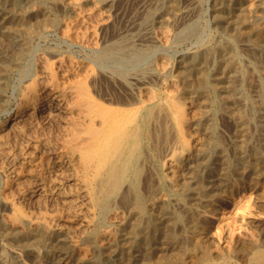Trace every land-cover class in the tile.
Wrapping results in <instances>:
<instances>
[{
    "label": "rangeland",
    "instance_id": "1",
    "mask_svg": "<svg viewBox=\"0 0 264 264\" xmlns=\"http://www.w3.org/2000/svg\"><path fill=\"white\" fill-rule=\"evenodd\" d=\"M64 1L69 3V5H68V7L66 9L62 10L59 7H56L52 3V0H0V15H1L0 16V22H1L3 17H12L13 21H11L10 23H5L4 26L10 27V29L13 32L14 37H15V40H14V38L11 40L10 37H8L6 34L5 35H3V34L1 35L0 34V49L2 48V50L0 51V54L3 55V56L0 55V68H1L0 69V94H1L0 95V110H1L0 111V118H1L0 119V128H1L0 129L1 130L0 133L2 131H5L6 129L9 130L7 132L9 134V142L11 141L10 143L8 142L6 144L7 146L6 145H3V146L0 145V149H1L0 155L2 156V154H5V155L7 154L6 155L7 158L5 157V155H3L2 157L0 156L3 159V160L0 159V164H1L0 165V186H1L0 187V196H1L0 197V207L2 206L0 208V216L3 213L10 212L9 209L4 206L3 201H2V198L4 197V194H3L4 193V189H5L4 188L5 187L4 181L7 178L6 176L14 177L15 174H16L15 172H17V169H19L20 167L23 166V168L25 170L23 168H20V170H18V173H20L21 175L25 176L26 179L28 178L26 180L27 182L25 183V185H26V184L29 183V181H33V176H34V173H35V175L39 176L42 179V181H43V182L39 181L41 184L38 186V189H37V185H34V181H33V185H34V187L32 185L33 190L37 189L35 191V193H34L35 196L33 198L30 197L31 196L30 194H32L30 189L32 187H30L29 184L27 186H24V184H23L22 186H24V187H22V186L17 187L16 186V188H13V189H16V190H14V192H15L14 194L10 193V195H9V197H11L10 199L14 200L17 203L21 202L19 204H22L21 206L23 208H26L27 212L29 211V213H31L32 215L34 213L35 215H33V216L42 217L46 221H49V223L51 225H54V224L57 225L58 224V226L60 228H62V230L64 229L63 231L67 233V238L66 239L63 238L64 240H62V242H59V243L54 244V245L49 244V245L46 246L47 253L44 251L43 252L44 254L43 253L41 254L40 259H39V264H47V262H49L50 264H58V263L59 264H65V263L68 264L69 262H70L69 264H76L75 255L79 251V249H78L79 248L78 240L83 235V230L86 228L88 223H90L94 218H97L96 212H94L92 210V207H90V204H89V200L85 196V188L83 186L84 184H82V183H85L84 182L85 178L83 176V173H84L83 164L84 163L82 161L83 160V155H82L83 154V150L81 148L83 147L82 144L84 143L83 139H85V137L89 136V130H88V127H89L88 125L89 124H88V122H90L92 120V122L95 123L93 125L99 128V127H101V121H102V119L100 118V116L98 114H95V113L94 114H92V113L90 114V112L87 111L89 107H87L85 109V107H86L85 105H87L88 96L91 97V98L96 96L94 98L96 100L95 102L99 101V104H101L100 105L101 109H103L105 107L106 108H120L119 104L117 103L118 102L117 100H125L126 97H127V99H129L131 97V95H128V93L132 94L133 92H135L136 94L139 95V97L141 98V101L143 100L142 101L143 103L141 101H140L141 103L140 102L137 103L138 106H141V107L142 106H146V105H148L151 102V100H154L156 98L155 100L157 102V106L160 105L159 107L162 110L163 109L165 110L166 107H167L166 106V99L174 97L175 100L180 104L179 114L182 115L181 116L182 118L180 119L181 122L177 121V120L173 119L171 116L165 115V114L162 115V116L165 115L163 118L161 116L157 115V117H155L151 121L152 123L150 122L151 123L150 124V131H151V133L154 132V131L155 132L152 133L150 139L144 143L143 148H142V154H141L140 161H139L140 165L142 166V169H143V172L141 174V187H142V190L143 191L146 190L145 192H147V190L149 189V187H148L149 185L148 184H150L151 186L154 184L151 188H152V190H154V192H158V190L161 188L159 186V178L160 177L163 178V182L167 185L169 190H177V191L178 190H182V188L180 187L181 184L185 185L187 190L185 189L183 191L184 192L186 191L184 193L186 196H188V193H192L195 196H200V200L197 199L198 202L196 201V203H194V205L197 207V209H199V211H201V210H203L202 208L205 207L204 209L207 208L209 210V211L206 212V214L205 213L204 214L201 213V215H204V217L202 216L203 218L202 217L199 218L201 223L206 224V226L208 225L206 227V229H205V232H206L205 235H207V236H206V239H205L203 245L204 246H209L208 249L210 251H212V252H220V251H222L223 248L226 249V247H228V245H229V241L231 240L232 235H234L232 230L237 226L238 218L242 214L241 208L245 209L246 211L249 210V206H248L249 193H248V190L246 189L245 191H243L239 195H236V192H235L236 187H237V182H236L235 179H236L237 171H239L238 168H237V165H239L238 164L239 159H240V157H244L245 160L249 161L250 160L251 149L253 148V146L256 145L257 143H259L260 141L261 142L263 141L261 139L262 138L261 137L262 136L261 132H263V128H264V114L262 112H257L256 113L257 115L253 116L252 113H251V109L253 107V103L256 104L255 100L253 99V92H254L255 86L257 85V83L259 84L264 79V74H263L264 73V62H263L264 61V48L259 46L257 43L254 42V40L251 37L250 32H247L246 30H244V29H247V27L250 24H253L254 22H255L254 24H259L261 22L262 16H264L263 1L262 0H171V1L170 0H118V1L117 0H83V1H85L84 5H83V1L82 0H75V2H74V0H69V1L68 0H64ZM249 1L251 2V4H249L250 3ZM96 3H99V4H96ZM89 5H91V6L89 7ZM95 5H97V6H95ZM53 6H55L54 9H53ZM85 7H87V8H85ZM95 10L98 11V14H97V12ZM109 10H110V12H109ZM40 11H42V12H40ZM68 11H70V12H68ZM244 11L247 12V17H248L247 20L250 19L247 22L240 21V18L242 17ZM249 11L251 13H249ZM58 13H60V14H58ZM91 13H92V15H91ZM258 13H260L259 14L260 17L257 16ZM86 14H88V15H86ZM46 15H47V19H48L47 22L45 20H43L44 18H46ZM93 16H96L97 17L96 19H99V20L97 21L95 19V17H93ZM171 16H172L173 19L171 18ZM176 16H178L179 18L176 17ZM212 16H214V17H212ZM27 17H29V18H27ZM58 17H60V18H58ZM91 17H93V18H91ZM15 18L17 20H15ZM100 18L101 19L103 18V20H101ZM188 18H190V19H188ZM94 19H95V21H94ZM177 19H178V21H177ZM7 20L9 21V18ZM23 20L29 22V24H32V28H34V29H31L29 32H27L26 29H23V27H24V26H22ZM50 20H51V22H50ZM72 20H75V21H72ZM31 21H32V23H31ZM171 21L173 23H171ZM79 22L80 23L82 22L83 24L84 23L85 24L83 25V24H80ZM64 23L70 29H68L67 27L65 29ZM175 23L177 25H175ZM51 24H53L54 26L53 25L50 26ZM74 24L77 25V26H75ZM189 24H190V26H189ZM191 24H193V25H191ZM89 25L92 27V29H91V27ZM69 26H71V27H69ZM82 26H85V29H83L84 27H82ZM95 26H96L97 29L95 28ZM115 26H116V28H115ZM184 26H185V29H184ZM36 27H38V28H36ZM45 27H47V28H45ZM49 27H51V28H49ZM74 27L75 28L78 27L80 30L78 28L75 29ZM98 27H99V29H98ZM187 27H189V28H187ZM207 27L208 28L210 27L209 30H208ZM87 28L89 30L88 32L86 30ZM60 30L64 34L59 33V32H61ZM75 30H76L77 34L74 33ZM84 30H85V33H84ZM180 30H182V31H180ZM233 30L236 31V32H234ZM38 31H39V33H38ZM46 31H48V32H46ZM239 31H243V32H239ZM93 32H94V34H93ZM153 33H156V34H153ZM205 33H207V34H205ZM213 33H214V35H213ZM31 34H33V35H31ZM41 34H42V37H41ZM85 34L87 35V37H86ZM144 34L147 35V36H145ZM78 35H79V37H78ZM81 35L83 36L84 39H82ZM89 35L92 36V38ZM111 35H112V37H111ZM113 35H114V37H113ZM177 35H179V36H177ZM180 35L181 36L183 35V36L181 37ZM230 35H232V36H230ZM103 36L106 37L107 39L104 38ZM3 37H5V38H3ZM93 37H95V38H93ZM120 37L122 39H120ZM144 37L145 38L147 37V38L145 39ZM159 37H160V39H159ZM174 37H176V38H174ZM73 38L75 39L74 40L75 42L73 41ZM80 38L83 41H85L86 43H82L83 41L82 40L80 41ZM97 38H98V40H97ZM100 38H102V39H100ZM229 38H230V40H229ZM87 40H89V41H87ZM103 40H104V42H103ZM120 40L123 41V44H125V45H123ZM12 41H13V43H12ZM117 41H119V42H117ZM88 42L90 44H92V45H88L89 44ZM153 42H155V43H153ZM198 42H199V44H198ZM203 42H205V43L207 42L208 44L204 43L205 44L204 45ZM78 43H79V45H78ZM134 43H135V45H133ZM12 44L14 45L13 47H12ZM93 44L94 45L96 44V45L93 46ZM100 44H102V45H100ZM40 45H42V46H40ZM46 45H47V47H46ZM87 45H88L89 48L87 47ZM202 45H204V46H202ZM26 46H27V48H26ZM105 46L108 47L107 50H106ZM118 46H119V48H118ZM134 46H137V48L139 47L140 49L138 48V50H137L136 47H134ZM33 47H34V49H33ZM91 47H93V48L91 49ZM167 47H169V48H167ZM207 47H209V51H208ZM110 48H112V49H110ZM157 48H158V50H157ZM224 48H226V49H224ZM19 49H20V51H19ZM135 49H136V51H135ZM232 49L237 50V52L239 54V56H238L239 59L237 58V62H236V70H234V72H232L230 67H227L226 63L224 62V60H225L224 59V55L229 53ZM111 50H113V51H111ZM129 50H131V52ZM140 51H141V53H140ZM40 52H41V54H40ZM129 52L132 55L131 54L129 55ZM156 52H157V54H156ZM210 52H212V56H211V54H209ZM42 53H43V55H42ZM48 53H49V55H48ZM62 53H63V55H62ZM151 53H152V56H150ZM50 54H52L53 56L50 55ZM125 54H128V55H125ZM260 54H262L263 56L260 55ZM157 55L159 57H157ZM204 55H207V58L201 64V66L206 71V73H207V75L209 77L210 83H211L210 84V88H209V93L206 96H203V95H201V93H199L198 86H197L196 74L188 73V69H189L191 61L193 59H196V60L201 59ZM49 56H50V58H49ZM209 56L211 58H209ZM33 57L36 58L35 60H37L36 62L38 64L35 67H33V63H32V61L33 62L35 61ZM66 57H67V59H66ZM14 58H16V60ZM28 58H29V60H28ZM74 58H76V59H74ZM170 58H172V59H170ZM48 59L49 60L51 59V60L49 61ZM103 59H104V61H103ZM113 59H115V60H113ZM109 60H111V62ZM42 61H45V62H42ZM71 61H72V63L70 64L69 62H71ZM260 61H262V62H260ZM51 62H52V64H51ZM130 62H132V63H130ZM135 62H137V63H135ZM146 62H147V64H146ZM7 63H9V64H7ZM68 63H69V65L71 67H69ZM153 63H155V64H153ZM43 64H45V67H46L45 69H44V65ZM77 64H79L80 67H79V65L77 66ZM84 64H85V66H88V68L85 67ZM108 64L110 65V67H109ZM152 64H153V66H150ZM58 65L61 66V67H59ZM73 65H76V66H73ZM205 65H206V67H205ZM125 66H126V68H125ZM42 67H43L44 70H42ZM64 67H66L65 68V69H67L66 71H64L65 70ZM149 67L152 68V71H151V69ZM166 67H167V69H166ZM40 68H41V70H40ZM80 68H81V71L83 70L82 72L80 71ZM93 68L94 69L96 68L97 71H95L96 69L94 70ZM128 68H130V70ZM139 69H141V70H139ZM148 69H150V70H148ZM156 69H158V70H156ZM84 70H86L87 72L84 71ZM144 70H145V72H144ZM211 70H212V72H211ZM252 70H254V71H252ZM3 71H5V72L3 73ZM40 71L41 72L44 71V74H43V72L41 73ZM60 71H62V73H60ZM93 71L95 73H93ZM140 71H141V74H139ZM180 71H181V73H179ZM235 71H236V73H235ZM255 71H257V72H255ZM29 72L34 73V74L37 73V74H35L37 76L34 75L33 78L35 77L38 80L40 79L39 82H42L39 85L40 88H38V90H37V95L39 97L44 96L47 93H49L48 97H50V96L55 97L54 94L55 95H61V97H60V98H62V100H61L62 102L61 103H63L66 107L62 104L63 107H65L64 109L61 106L62 109H60V111L51 112L50 108H48L49 104H47L45 106V109L41 108V109H35V110L33 109L32 110V107L34 106V103H36L35 99L30 100L28 105L22 104L23 102H21V100L23 98L22 94H23L24 87L31 80V78L25 77V76H27L29 74ZM38 72H39V74H38ZM116 72L119 73V74L116 75ZM154 72H155L156 75L154 74ZM77 73H78V75H76ZM164 73H166V74H164ZM7 74H9V75H7ZM58 74L61 75V76H59ZM74 74L77 77H74ZM220 74H223L225 76V78H226V84L225 85L232 83L236 88H238L241 91L242 94L239 95L238 97L237 96L233 97V96H230V94H229L230 90L228 91L227 89H223V88L220 89L218 87L217 88L214 87L212 83H213V81H215L217 79V77ZM262 74H263V76H262ZM46 75H47V77H46ZM71 75H73L74 79L71 77ZM110 75H112L113 77L115 76V77L111 80ZM162 75L163 76L165 75V76L163 77ZM105 77H106V79H105ZM82 78H85L87 83L85 81H84L85 83L82 82V80H84ZM115 78H116V80H115ZM42 79H44V80H42ZM79 80L82 82V83H80L81 85H79V83H77V82H79ZM108 80H110V81H108ZM165 80H167L168 82H166ZM116 81L117 82L120 81V83H117ZM134 81H136L137 83L134 82ZM128 82H130V84L132 83V85L128 84ZM46 83H48V85ZM75 83H77L78 85L76 84L77 85L76 86ZM157 83L160 84V85H158ZM87 84H88V86H87ZM111 84H112V87H111ZM155 84H156V87H155ZM44 85H45V87H44ZM171 85L175 89H172L170 87ZM149 86H151V88L153 90ZM76 87H77L78 90L76 89ZM81 87L87 88V89H83ZM143 87H144V89H143ZM133 88H135L137 91L135 89H133ZM146 88H147V90H146ZM81 89L84 90V92ZM162 89L164 90V92H163ZM218 89L220 91H218ZM173 90H175V91L172 92ZM81 91L85 94L83 99H81L82 97L80 98ZM94 91H97V92L94 93ZM103 91H105V93ZM144 91H145V93H144ZM59 92L60 93L62 92V93L60 94ZM121 92H124V93H121ZM194 93H195V95H194ZM40 94H41V96H40ZM161 94H164V95H161ZM19 95H21V96H19ZM75 95H77V96H75ZM108 96H109L110 99L108 98ZM141 96H143V98ZM71 97H72L73 100L70 99ZM201 98H203V99H201ZM182 101H184V102H182ZM5 103H6V105H5ZM187 103L189 105H187ZM232 103L234 104V106H233ZM2 104H3V106H2ZM15 104H16V106H15ZM100 106H99V108H100ZM81 107H82V109H81ZM125 108H127V107H125ZM195 109H197V110H195ZM19 110L22 111V113H23V115L25 117H27V116L30 117V115H31V122L29 124H27L26 126H22L24 124H22L23 122L21 120H19V118L14 119V115ZM80 110H83V111H80ZM226 110H230L231 112L230 111H226ZM236 110H237V112H236ZM32 111H34V112H32ZM48 111H50V112H48ZM241 111L244 112V119L246 117L245 120L241 118V115L239 113ZM189 112H190L191 115L189 114ZM200 112H201V114H199ZM30 113H32V114H30ZM73 113H76V114H73ZM79 113H81V114H79ZM225 113L227 114V118H226V114ZM50 115H52V116H50ZM81 115H85V116H81ZM189 115L191 116V119H190ZM213 115L216 116V117L214 118ZM78 116L80 118H78ZM97 116H99V118ZM39 117H42V118H39ZM49 117L51 118L50 120L48 119ZM75 117H76V120L75 119L73 120V118H75ZM233 117H234V119H233ZM257 117H258V119H257ZM52 118H54L55 121L54 120L52 121ZM70 118L72 119V121H71ZM212 118H214V120L216 121L215 122L216 128H217L216 132H217L218 136L220 137L221 143H222V144L220 143L221 145L219 144L218 146H214L213 145L212 137H211V135H209L210 132H209L208 129H206L207 128L206 127L207 123ZM223 118H225V119H223ZM89 119H91V120H89ZM37 120H38V122H37ZM43 120L46 121V122H43ZM47 121H48V124L50 126L47 124ZM75 121H77V122H75ZM81 121H82V123H83V121L84 122L86 121L85 122L86 124L85 123L82 124ZM163 121H164V123L162 125ZM11 122H13L14 124L11 123ZM60 122H61L62 126H61ZM71 122H73V124ZM78 122H80V123H78ZM63 123H65V125ZM156 123H157V126H156ZM31 124H34V126L31 125ZM37 124H39V125H37ZM46 124L49 127L45 126ZM66 124L69 125V126H67ZM84 125H86V127ZM57 126H60L61 128L57 127ZM65 126H67L68 128L65 127ZM45 127H47V128H45ZM80 127H81V129H80ZM169 127L170 128L172 127V128L170 129ZM18 128H20L22 130V132H24L23 134H26L27 132H28V134H26L25 136L17 135L16 132H17ZM24 128H25V130H23ZM32 128L34 129V131H33ZM151 128H153V129H151ZM14 129H16V130H14ZM36 129H37V131H36ZM48 129H49V131L50 130L51 131L48 132ZM61 129L64 132H66V133L61 131ZM179 129H181V131L183 132L181 135L178 134ZM79 130H80V132L78 133ZM85 130H87L88 132L85 131ZM156 130H157V132H156ZM168 130L169 131L172 130L171 131L172 133H170ZM173 130H174V132H173ZM11 131H12V133L10 135L9 132H11ZM29 131H32V132H29ZM57 131H59V132H57ZM43 132H45V133H43ZM47 132L49 134H47ZM68 132H69V136H68ZM70 132L71 133L73 132V133L71 134ZM32 133H34V134H32ZM40 133L43 134L45 136V138H47V139L45 140L43 135H41ZM51 133L56 134L55 137H53L54 135L51 134ZM75 133H77L80 136V138H83V139H81L83 141V143H82L81 140L75 139V135H74ZM13 134L16 135V136H14ZM29 134H30L31 138L30 137H26ZM169 134L172 135L173 137L172 136L170 137ZM194 134L196 136H194ZM33 135L35 137H33ZM153 136L155 137V139H153L154 138ZM72 137L74 138V140L72 139ZM19 138L20 139L21 138H25V139H21L20 140ZM39 138H40V140H38ZM12 139L13 140L15 139V140L13 141ZM27 139H30L31 141L27 140ZM41 139H44V140H41ZM56 139H59V140H56ZM25 140H26L27 143L25 142ZM150 140H152V141H150ZM12 141H13V143H12ZM16 141L18 143H20L21 141L22 142L19 145ZM32 141H34V142H32ZM48 141H49V143H48ZM154 141L156 142V145H155ZM175 141H177V142L179 141V145L180 146ZM29 142H30V144H28ZM67 142H68V144H67ZM37 143L39 144V147H37L38 146ZM170 143H171V145H168ZM9 144H11V145L8 146ZM147 144H149L150 147ZM152 144H154V145H152ZM197 144H199V145H197ZM15 145H17V146H15ZM34 145L37 148H34ZM54 145H56V146L51 148V146H54ZM200 145H201V147H200ZM20 146H22L24 149L21 148ZM57 146H60V147H57ZM147 146H148V148H147ZM163 146H164V149H163ZM170 146L172 148L174 147L175 149L173 148V150H171L172 148ZM175 146H177V147H175ZM222 146L225 147V148H222ZM4 147H6V148H4ZM19 148L23 150V151L21 150V153H20V149ZM30 148L32 149V152L34 151L33 153L30 151ZM42 148H44V149H42ZM56 148H57V150H55ZM153 148H154V151H153ZM5 149H7V152H6ZM12 149H16V150L13 151ZM167 149H168V151H167ZM45 150H46V152H45ZM29 151L32 154H30ZM79 151H81L80 152V153H82L81 155H79ZM166 151L169 152V153H167ZM195 151H196V153H195ZM4 152H6V153H4ZM145 152H146V154H145ZM164 152H166L165 153L166 156H165ZM205 152H209V155L208 154L204 155ZM27 153H28V155H27ZM162 153H163V156H162ZM38 154H40L41 156L38 155ZM147 154H150V155L147 156ZM157 154H158V156H156ZM188 154H190V155H188ZM12 155L14 157H12ZM37 155H38V158H37ZM76 155H79V157L78 156L76 157ZM61 156H62V158H61ZM15 157L16 158L18 157V158L16 159ZM158 157H160V158L157 160L156 158H158ZM12 158H13V162L14 163L12 161L10 162V160H12ZM19 158L21 159V161H20ZM36 158H37V160H40V161H35ZM54 158H56V159H54ZM162 158H164V159H162ZM160 159H162V160L160 161ZM202 159H204V160H202ZM45 160H47V161H45ZM76 160H78V161H76ZM180 160H182V161H180ZM30 161H32V163ZM33 161L35 163H33ZM58 161H59V163H58ZM201 161H202V163H200ZM1 162H3L4 164L1 163ZM6 162L7 163L10 162L11 165H9L10 163H8L6 165ZM37 162L40 165H37L38 164ZM46 162H48V163H46ZM78 162H80V163L78 164ZM193 162H194V164H193ZM171 163L174 164V167L172 166L173 164H171ZM28 164L31 165V166H29ZM206 164H207V166H206ZM150 165H152V166H150ZM156 165H158V166H156ZM37 166H39L41 168H39ZM154 166H156L158 168L156 169V167H154ZM57 167H60V168H57ZM66 167H68V168L66 169ZM7 168H8V170H7ZM33 168H35V169H33ZM10 169H12V170H10ZM28 170H29V172H28ZM39 170H41L40 173H39ZM61 170H63V171H61ZM78 170H80V172H76ZM155 171H157L158 173L155 172ZM174 171H176V172H174ZM12 172H13V174L11 175ZM24 172H25V174H24ZM50 172H51V174H49ZM58 172H59V174H58ZM215 172H216L217 175L215 174ZM7 173L10 174L11 176L7 175ZM27 174H29V175H27ZM187 174L188 175L190 174V175L188 176ZM63 175L64 176L66 175V176L64 177ZM152 175H154V176H152ZM168 175H169V177H168ZM50 176H52V178ZM217 176H218V178H216ZM181 177L184 178V179H182ZM30 178H31V180H29ZM185 178H187V179L185 180ZM225 178L227 180H225ZM45 180L47 181V183H46ZM154 180L156 181V183H155ZM62 181L64 182V184H63ZM199 182H201V184H203L205 186V188L201 189L200 187H197ZM71 183L74 184V185H72ZM50 184H52V185H50ZM41 185H42V187H41ZM46 185H47V187H46ZM65 185H67V186H65ZM70 185H72L71 186L72 188L74 186L75 190L74 189L70 190L71 189ZM77 185L80 186V187H78ZM35 186H36V188H35ZM229 186H231V187H229ZM17 188L18 189L19 188L22 189V190L19 189L20 194H19ZM51 188L54 190V192H53V190ZM23 189H26V190L24 191ZM40 189H42V190H40ZM200 189H201V191H199ZM47 190H48V192L46 193ZM76 190H77V192H76ZM197 190H198V192H197ZM29 191H30V193H29ZM66 191L69 192V193L66 194ZM1 194H3V195H1ZM26 194H28V195H26ZM23 195L25 197L26 196L30 197L33 200H31L29 198L26 201L27 197L24 198ZM223 195H225V196H223ZM212 196H213V198H212ZM71 197H73V198H71ZM78 197H80V198H78ZM206 198H207V200H206ZM68 199H71L73 202L72 201L70 202ZM41 200L43 202H41ZM224 200H226V201H224ZM33 201H34V203H33ZM79 201H81L80 204H79ZM27 202H30V203L27 204ZM214 202H215V204H214ZM31 203H33V204L31 205ZM67 203H69V205ZM81 203H82V205H81ZM198 203H199V205H198ZM36 204L37 205L39 204L38 205L39 207ZM30 205H31V207H30ZM41 205H42V207H41ZM65 205H66V207H68V206L69 207L72 206V207L66 209V207H64ZM115 205L118 206L117 209H119L118 211H120L121 207H119V199L117 200ZM33 207H35L34 210H33ZM40 207H41V209H40ZM62 207H64V208L61 209ZM83 207H85V208H83ZM31 208H32V210H30ZM89 208H91L90 209L91 211L89 210ZM37 209H38V212H40L39 214H38V212H36ZM47 209H48V211H47ZM69 209H71L72 211L71 210H70L71 212L68 211ZM78 209H79V212H77ZM84 209H85V211H83ZM214 209L215 210L217 209L216 212H215ZM49 210H53L50 213V215L47 214L49 212ZM56 210H58V212ZM211 210H212V212H211ZM55 213H57V214H55ZM83 214L84 215L86 214V215L84 216ZM78 215H80V216H78ZM90 215H92V216H90ZM82 216H84V217H82ZM84 218H86V219H84ZM49 219H51V220H49ZM90 219H92V220H90ZM54 220L56 222H54ZM60 222H61V224H60ZM64 224H66V225H64ZM68 227H70L71 229L68 228ZM208 227H209V230H208ZM210 228H211V230H210ZM66 229H68V230H66ZM242 230L245 233V230L241 229V231ZM67 231H69V232H67ZM73 231H74V233H72ZM79 231H80V234H79ZM238 231H240V230H237L236 232H238ZM114 234L118 235L117 231L114 232ZM70 238H72V239H70ZM0 240H2L1 236H0ZM71 240H74V241H71ZM26 242L27 243L29 242L30 244H34L35 243V239L31 238V239L27 240ZM60 243H61V246H60ZM207 243H209V244H207ZM104 244H105V241L100 243V245H102V247H103ZM82 246H80L81 247V252L80 253L82 254L81 256L83 257V260L85 261V263L88 262L87 264H107V263L108 264H113V261H112L113 259L109 258V256H108L109 254L108 253H104L103 254V252H101L100 257L98 259H94V258H92V251L90 250V247H91L90 243H88L87 247H84V246H86V244H84ZM57 247H59V248H57ZM85 248H87V249H85ZM60 250H61V252H60ZM193 251L194 250L191 249L190 246H189V248L186 247V252L185 253L187 255L184 253V259L187 262H192L193 261L194 256L196 255V252H193ZM189 252H191V253H189ZM68 254H69V256H68ZM199 254H200V252H199ZM54 256H55V258H54ZM67 259H69V260H67Z\"/></svg>",
    "mask_w": 264,
    "mask_h": 264
},
{
    "label": "bare ground",
    "instance_id": "2",
    "mask_svg": "<svg viewBox=\"0 0 264 264\" xmlns=\"http://www.w3.org/2000/svg\"><path fill=\"white\" fill-rule=\"evenodd\" d=\"M69 1V0H68ZM83 1V0H82ZM118 1V0H117ZM171 1V0H170ZM263 1V11H264V0ZM49 2V1H48ZM73 2V1H72ZM75 2V0H74ZM83 1V5H84ZM98 2V1H97ZM101 2V1H100ZM195 2V1H194ZM208 2V1H207ZM250 2V1H249ZM45 3V2H44ZM47 3V2H46ZM51 3V2H50ZM52 3L56 6L59 7L60 9H66L69 5V3L65 2L64 0H52ZM179 3V2H178ZM182 3V2H181ZM185 3V2H184ZM254 3V2H253ZM28 4V3H27ZM38 4V3H37ZM77 4V3H76ZM92 4V3H91ZM95 4V3H94ZM99 4V3H96ZM116 4V3H115ZM176 4V3H175ZM210 4V3H209ZM229 4V3H228ZM251 4V2L249 3ZM248 4V5H249ZM255 4V3H254ZM41 5V4H40ZM247 5V6H248ZM33 6V5H32ZM49 6V5H48ZM53 6V9L54 7ZM82 6V5H81ZM86 6V5H85ZM91 5H89L90 7ZM97 6V5H95ZM94 6V7H95ZM112 6V5H111ZM117 6V5H116ZM239 6V5H238ZM246 6V5H245ZM250 6V5H249ZM252 6V5H251ZM262 6V5H261ZM88 7V8H89ZM177 7V6H176ZM184 7V6H183ZM244 7V6H243ZM34 8V7H33ZM38 8V7H37ZM87 8V7H85ZM35 9V8H34ZM79 9V8H78ZM109 9V8H108ZM111 9V8H110ZM166 9V8H165ZM174 9V8H173ZM5 10V9H4ZM7 10V9H6ZM32 10V9H31ZM99 10V9H98ZM112 10V9H111ZM183 10V9H182ZM186 10V9H185ZM8 11V10H7ZM89 11V10H88ZM96 11V10H95ZM94 11V12H95ZM116 11V10H115ZM14 12V11H13ZM42 12V11H40ZM70 12V11H68ZM83 12V11H82ZM86 12V11H85ZM93 12V13H94ZM98 14V11H96ZM110 12V10H109ZM181 12V11H180ZM186 12V11H185ZM191 12V11H190ZM208 12V11H207ZM3 13V12H2ZM27 13V12H26ZM49 13V12H48ZM64 13V12H63ZM89 13V12H88ZM169 13V12H168ZM218 13V12H217ZM237 13V12H236ZM249 13H251L249 11ZM16 14V13H15ZM18 14V13H17ZM57 14V13H56ZM60 14V13H58ZM69 14V13H68ZM74 14V13H73ZM90 14V13H89ZM95 14V13H94ZM211 14V13H210ZM239 14V13H238ZM255 14V13H254ZM260 13H258L257 16H259ZM262 14V13H261ZM8 15V14H7ZM32 15V14H31ZM42 15V14H41ZM78 15V14H77ZM88 15V14H86ZM85 15V16H86ZM92 15V13H91ZM170 15V14H169ZM172 15V14H171ZM184 15V14H183ZM215 15V14H214ZM227 15V14H226ZM256 15V14H255ZM1 16V15H0ZM26 16V15H25ZM61 16V15H60ZM66 16V15H65ZM64 16V17H65ZM71 16V15H70ZM76 16V15H75ZM180 16V15H179ZM186 16V15H185ZM37 17V16H36ZM50 17V16H49ZM72 17V16H71ZM89 17V16H88ZM95 19L97 18L96 16ZM91 17V18H93ZM102 17V16H101ZM108 17V16H107ZM106 17V18H107ZM175 17V16H174ZM178 17V16H176ZM214 17V16H212ZM211 17V18H212ZM260 17V16H259ZM9 18V21L7 20ZM21 18V17H20ZM29 18V17H27ZM60 18V17H58ZM62 18V17H61ZM74 18V17H73ZM76 18V17H75ZM82 18V17H81ZM172 18V16H171ZM179 18V17H178ZM247 12L244 11L242 17L240 18V21H245L247 22ZM26 19V18H25ZM63 19V18H62ZM94 19V21H95ZM101 19V18H100ZM105 19V18H104ZM173 19V18H172ZM190 19V18H188ZM187 19V20H188ZM260 19V18H259ZM15 20H17L15 18ZM34 20V19H33ZM40 20V19H39ZM43 20H45L46 22L48 21L47 19V15L46 18H44ZM61 20V19H60ZM91 20V19H90ZM97 21L99 19H96ZM103 20V18L101 19ZM211 20V19H210ZM11 21H13L12 17H3L1 22H0V34L2 35H7L8 37H10V39L12 40L14 37L13 32L11 31L10 27H6L4 26L5 23H10ZM21 21V20H20ZM62 21V20H61ZM75 21V20H72ZM93 21V20H92ZM174 21V20H173ZM178 21V19H177ZM209 21V20H208ZM252 21V20H251ZM15 22V21H14ZM44 22V21H43ZM51 22V20H50ZM57 22V21H56ZM65 22V21H64ZM69 22V21H68ZM175 22V21H174ZM32 23V21H31ZM58 23V22H57ZM63 23V22H62ZM66 23V22H65ZM65 25V29H66V24ZM80 23V22H79ZM171 23H173L171 21ZM235 23V22H234ZM252 23V22H251ZM255 23V22H254ZM250 24L246 30L247 32H250L252 39L254 40L255 43H257L259 46L264 48V16H262L261 22L259 24ZM45 24V23H44ZM80 24H83L82 22ZM85 24V23H84ZM83 24V25H84ZM87 24V23H86ZM100 24V23H99ZM180 24V23H179ZM221 24V23H220ZM224 24V23H223ZM53 24H51L50 26H52ZM58 25V24H57ZM75 25V24H74ZM79 25V24H78ZM92 25V24H91ZM98 25V24H97ZM96 25V26H97ZM101 25V24H100ZM110 25V24H109ZM175 25H177L175 23ZM188 25V24H187ZM193 25V24H191ZM216 25V24H215ZM22 26L23 29H26L27 32H29L32 28V24H29V22L24 21L22 22ZM37 26V25H36ZM54 26V25H53ZM77 26V25H75ZM81 26V25H80ZM87 26V25H86ZM90 26V25H89ZM95 26V28H96ZM180 26V25H179ZM190 26V24H189ZM226 26V25H225ZM34 27V26H33ZM44 27V26H43ZM71 27V26H69ZM79 27V26H78ZM77 27V28H78ZM83 29H85V26ZM91 27V26H90ZM113 27V26H112ZM175 27V26H174ZM223 27V26H222ZM235 27V26H234ZM38 28V27H36ZM47 28V27H45ZM51 28V27H49ZM48 28V29H49ZM57 28V27H56ZM63 28V27H62ZM68 28V27H67ZM75 28V27H74ZM75 28V29H77ZM80 28V27H79ZM78 28V29H79ZM101 28V27H100ZM116 28V26H115ZM189 28V27H187ZM192 28V27H191ZM208 28V27H207ZM210 28V27H209ZM208 28V30H209ZM233 28V27H232ZM70 29V28H68ZM81 29V28H80ZM79 29V30H80ZM82 29V30H83ZM90 29V28H89ZM92 29V27H91ZM97 29V28H96ZM99 29V27H98ZM113 29V28H112ZM185 29V26H184ZM230 29V28H229ZM73 30V29H72ZM87 32L89 31L88 28L86 29ZM183 30V29H182ZM180 30V31H182ZM212 30V29H211ZM243 30V29H242ZM19 31V30H18ZM35 31V30H34ZM61 31V30H60ZM68 31V30H67ZM103 31V30H102ZM186 31V30H185ZM229 31V30H228ZM227 31V32H228ZM234 31V30H233ZM21 32V31H20ZM25 32V31H24ZM48 32V31H46ZM54 32V31H53ZM81 32V31H80ZM92 32V31H91ZM117 32V31H116ZM150 32V31H149ZM178 32V31H177ZM176 32V33H177ZM236 32V31H234ZM239 32H243V31H239ZM39 33V31H38ZM41 33V32H40ZM64 34L62 31L59 32ZM76 33V30L74 32ZM85 33V30H84ZM97 33V32H96ZM172 33V32H171ZM45 34V33H44ZM74 34V35H75ZM79 34V33H78ZM90 34V33H89ZM94 34V32H93ZM99 34V33H98ZM103 34V33H102ZM116 34V33H115ZM156 34V33H153ZM173 34V33H172ZM207 34V33H205ZM233 34V33H232ZM248 34V33H247ZM23 35V34H22ZM33 35V34H31ZM70 35V34H69ZM73 35V36H74ZM80 35V34H79ZM78 35V37H79ZM86 35V34H85ZM84 35V36H85ZM91 35V34H90ZM89 35V36H90ZM145 35V34H144ZM184 35V34H183ZM182 35V36H183ZM203 35V34H202ZM214 35V33H213ZM68 36V35H67ZM82 36V35H81ZM95 36V35H94ZM106 36V35H105ZM122 36V35H121ZM124 36V35H123ZM143 36V35H142ZM147 36V35H145ZM153 36V35H152ZM176 36V35H175ZM179 36V35H177ZM181 36V35H180ZM181 36V37H182ZM232 36V35H230ZM7 37V38H8ZM21 37V36H20ZM42 37V34H41ZM60 37V36H59ZM63 37V36H62ZM69 37V36H68ZM76 37V36H75ZM87 37V35H86ZM92 38V36H90ZM89 37V38H90ZM100 37V36H99ZM104 37V36H103ZM108 37V36H107ZM112 37V35H111ZM114 37V35H113ZM119 37V36H118ZM154 37V36H153ZM5 38V37H3ZM31 38V37H30ZM77 38V37H76ZM95 38V37H93ZM106 38V37H104ZM117 38V37H116ZM145 38V37H144ZM147 38V37H146ZM145 38V39H146ZM176 38V37H174ZM210 38V37H209ZM212 38V37H211ZM234 38V37H233ZM82 39L83 36H82ZM80 38V41L82 40ZM86 39V38H85ZM102 39V38H100ZM107 39V38H106ZM109 39V38H108ZM120 39H122L120 37ZM143 39V38H142ZM155 39V38H154ZM160 39V37H159ZM170 39V38H169ZM172 39V38H171ZM185 39V38H184ZM183 39V40H184ZM236 39V38H235ZM7 40V39H6ZM29 40V39H28ZM31 40V39H30ZM75 39L73 38V41ZM79 40V39H78ZM98 40V38H97ZM105 40V39H104ZM103 40V42H104ZM112 40V39H111ZM144 40V39H143ZM157 40V39H156ZM203 40V39H202ZM206 40V39H205ZM204 40V41H205ZM230 40V38H229ZM232 40V39H231ZM39 41V40H38ZM83 41V40H82ZM89 41V40H87ZM91 41V40H90ZM113 41V40H112ZM121 41V40H120ZM177 41V40H176ZM212 41V40H211ZM8 42V41H7ZM68 42V41H67ZM75 42V41H74ZM93 42V41H92ZM119 42V41H117ZM123 44V41H121ZM216 42V41H215ZM13 43V41H12ZM56 43V42H55ZM58 43V42H57ZM69 43V42H68ZM82 43H86L85 41H83ZM89 43V42H88ZM111 43V42H110ZM130 43V42H129ZM133 43V42H132ZM155 43V42H153ZM158 43V42H157ZM205 42H203L204 44ZM207 43V42H206ZM205 43V44H206ZM213 43V42H212ZM53 44V43H52ZM77 44V43H76ZM81 44V43H80ZM121 44V43H120ZM199 44V42H198ZM202 44V43H201ZM204 44V45H205ZM208 44V43H207ZM210 44V43H209ZM57 45V44H56ZM60 45V44H59ZM58 45V46H59ZM75 45V44H74ZM79 45V43H78ZM82 45V44H81ZM88 45H92V44H88ZM87 45V47H88ZM96 45V44H95ZM93 44V46H95ZM102 45V44H100ZM111 45V44H110ZM125 45V44H123ZM129 45V44H128ZM135 45V43L133 44ZM202 45V46H204ZM14 45L12 44V47ZM16 46V45H15ZM20 46V45H19ZM22 46V45H21ZM24 46V45H23ZM39 46V45H38ZM42 46V45H40ZM57 46V47H58ZM61 46V45H60ZM77 46V45H76ZM113 46V45H112ZM111 46V47H112ZM122 46V45H121ZM130 46V45H129ZM47 47V45H46ZM56 47V46H55ZM81 47V46H80ZM100 47V46H99ZM98 47V48H99ZM104 47V46H103ZM106 47V46H105ZM115 47V46H114ZM128 47V46H127ZM136 49L138 50L137 46ZM170 47V46H169ZM167 47V48H169ZM27 48V46H26ZM43 48V47H42ZM89 48V47H88ZM93 47H91L92 49ZM108 47H106L107 50ZM119 48V46H118ZM208 51H209V47ZM215 48V47H214ZM17 49V48H16ZM34 49V47H33ZM39 49V48H38ZM105 49V48H104ZM112 49V48H110ZM127 49V48H126ZM135 49V51H136ZM140 49V48H139ZM164 49V48H163ZM226 49V48H224ZM258 49V48H257ZM2 50V48L0 49V51ZM44 50V49H43ZM52 50V49H51ZM99 50V49H98ZM118 50V49H117ZM120 50V49H119ZM128 50V49H127ZM158 50V48H157ZM203 50V49H202ZM212 50V49H211ZM217 50V49H216ZM20 51V49H19ZM22 51V50H21ZM48 51V50H47ZM73 51V50H72ZM89 51V50H88ZM113 51V50H111ZM131 52V50H129ZM213 51V50H212ZM4 52V51H3ZM56 52V51H55ZM115 52V51H114ZM120 52V51H119ZM129 52V55L131 54ZM155 52V51H154ZM158 52V51H157ZM156 52V54H157ZM163 52V51H162ZM165 52V51H164ZM181 52V51H180ZM224 52V51H223ZM258 52V51H257ZM22 53V52H21ZM52 53V52H51ZM59 53V52H58ZM141 53V51H140ZM196 53V52H195ZM199 53V52H198ZM7 54V53H6ZM41 54V52H40ZM66 54V53H65ZM68 54V53H67ZM118 54V53H117ZM120 54V53H119ZM138 54V53H137ZM154 54V53H153ZM161 54V53H160ZM209 54H211L212 56V52H210ZM1 55V54H0ZM23 55V54H22ZM43 55V53H42ZM49 55V53H48ZM52 55V54H50ZM61 55V54H60ZM63 55V53H62ZM79 55V54H78ZM109 55V54H108ZM114 55V54H113ZM128 55V54H125ZM132 55V54H131ZM150 55V54H149ZM262 55V54H260ZM3 56V55H1ZM10 56V55H9ZM40 56V55H39ZM53 56V55H52ZM74 56V55H73ZM146 56V55H145ZM152 56V53L151 55ZM170 56V55H169ZM219 56V55H218ZM222 56V55H221ZM226 56V57H225ZM239 54L237 52V50L232 49L229 53H227L226 55H224V62L226 63L227 67H230L231 71L234 72V70H236V62H237V58H238ZM263 56V55H262ZM261 56V57H262ZM17 57V56H16ZM22 57V56H21ZM28 57V56H27ZM72 57V56H71ZM81 57V56H80ZM157 57H159L157 55ZM175 57V56H174ZM223 57V56H222ZM19 58V57H18ZM34 60L36 59L35 57H33ZM50 58V56H49ZM54 58V57H53ZM58 58V57H57ZM86 58V57H85ZM103 58V57H102ZM137 58V57H136ZM143 58V57H142ZM148 58V57H147ZM151 58V57H150ZM197 58V57H196ZM207 58V55H204L201 59H193L190 63L189 69H188V73H194L196 74V78H197V86H198V90L199 93H201V95L206 96L209 93V88H210V80L209 77L206 73V71L204 70V68L201 66V64L205 61V59ZM209 58H211L209 56ZM16 60V58H14ZM52 59V58H51ZM50 59V60H51ZM67 59V57H66ZM76 59V58H74ZM87 59V58H86ZM97 59V58H96ZM172 59V58H170ZM176 59V58H175ZM239 59V58H238ZM29 60V58H28ZM45 60V59H44ZM49 60V59H48ZM49 60V61H50ZM69 60V59H68ZM102 60V59H101ZM106 60V59H105ZM115 60V59H113ZM144 60V59H143ZM163 60V59H162ZM209 60V59H208ZM211 60V59H210ZM9 61V60H8ZM18 61V60H17ZM16 61V62H17ZM37 60H35L33 63V67H35L37 64L36 62ZM79 61V60H78ZM104 61V59H103ZM111 62V60H109ZM165 61V60H164ZM163 61V62H164ZM240 61V60H239ZM45 62V61H42ZM53 62V61H52ZM51 62V64H52ZM65 62V61H64ZM125 62V61H124ZM143 62V61H142ZM171 62V61H170ZM222 62V61H221ZM262 62V61H260ZM264 62V61H263ZM66 63V62H65ZM64 63V64H65ZM70 64L72 63L69 62ZM68 63V65H69ZM89 63V62H88ZM106 63V62H105ZM132 63V62H130ZM129 63V64H130ZM137 63V62H135ZM141 63V62H140ZM149 63V62H148ZM210 63V62H209ZM9 64V63H7ZM49 64V63H48ZM83 64V63H82ZM147 64V62H146ZM155 64V63H153ZM150 65V66H153ZM172 64V63H171ZM211 64V63H210ZM44 65V69L45 64ZM79 64H77L78 66ZM109 65V64H108ZM107 65V66H108ZM169 65V64H168ZM184 65V64H183ZM220 65V64H219ZM263 65V64H262ZM20 66V65H19ZM40 66V65H39ZM59 66V65H58ZM76 66V65H73ZM85 66V64H84ZM106 66V65H105ZM127 66V65H126ZM125 66V68H126ZM129 66V65H128ZM204 66V65H203ZM239 66V65H238ZM7 67V66H6ZM10 67V66H9ZM32 67V66H31ZM55 67V66H54ZM57 67V66H56ZM61 67V66H59ZM69 67H71L69 65ZM80 67V65H79ZM88 68V66H85ZM99 67V66H98ZM103 67V66H102ZM110 67V65H109ZM112 67V66H111ZM156 67V66H155ZM206 67V65H205ZM210 67V66H209ZM261 67V66H260ZM24 68V67H23ZM27 68V67H26ZM25 68V69H26ZM58 68V67H57ZM66 67H64L65 69ZM68 68V67H67ZM76 68V67H75ZM117 68V67H116ZM123 68V67H122ZM124 68V69H125ZM135 68V67H134ZM143 68V67H142ZM141 68V69H142ZM150 68V67H149ZM159 68V67H158ZM220 68V67H219ZM224 68V67H223ZM1 69V68H0ZM5 69V68H4ZM22 69V68H21ZM39 69V68H38ZM37 69V70H38ZM42 67V70H44ZM63 69V70H64ZM69 69V68H68ZM72 69V68H71ZM85 69V68H84ZM94 69V68H93ZM92 69V70H93ZM96 69V68H95ZM94 69V70H95ZM130 70V68H128ZM139 69V70H141ZM146 69V68H145ZM152 71V68H150ZM148 69V70H150ZM167 69V67H166ZM170 69V68H169ZM180 69V68H179ZM178 69V70H179ZM256 69V68H255ZM23 70V69H22ZM31 70V69H30ZM41 70V68H40ZM53 70V69H52ZM62 70V69H61ZM67 69H65L64 71H66ZM77 70V69H76ZM79 70V69H78ZM99 70V69H98ZM126 70V69H125ZM124 70V71H125ZM155 70V69H154ZM158 70V69H156ZM163 70V69H162ZM63 71V72H64ZM81 71V68H80ZM83 71V70H82ZM81 71V72H82ZM86 71V70H84ZM97 71V69L95 70ZM127 71V70H126ZM164 71V70H163ZM169 71V70H168ZM254 71V70H252ZM5 71H3L4 73ZM10 72V71H9ZM24 72V71H23ZM37 72V71H36ZM41 72V71H40ZM44 74V71H42ZM41 72V73H42ZM79 72V71H78ZM87 72V71H86ZM105 72V71H104ZM108 72V71H107ZM110 72V71H109ZM118 72V71H117ZM116 72V75L119 74ZM145 72V70H144ZM185 72V71H184ZM212 72V70H211ZM231 72V73H232ZM257 72V71H255ZM15 73V72H14ZM29 72V74L25 77H29L31 78L30 82L27 83L24 87L23 90V98L21 100V102H23L22 104H26L28 105L30 100L35 99L36 103H34V106L32 107V110L34 109H41L44 108L47 104H49V107L51 112H57L60 111L61 106L63 107V103H61L62 98L61 95H55V97H48L49 93L45 94L44 96H40L39 97L37 95V90L40 85L39 80L37 78H33V76L37 73H31ZM40 73V74H41ZM54 73V72H53ZM60 73H62V71H60ZM66 73V72H65ZM64 73V74H65ZM80 73V72H79ZM91 73V72H90ZM93 73H95L93 71ZM112 73V72H111ZM122 73V72H121ZM128 73V72H127ZM148 73V72H147ZM181 73V71L179 72ZM236 73V71H235ZM253 73V72H252ZM16 74V73H15ZM39 74V72H38ZM72 74V73H71ZM81 74V73H80ZM115 74V73H114ZM113 74V75H114ZM125 74V73H124ZM137 74V73H136ZM141 74V71L140 73ZM155 74V72H154ZM166 74V73H164ZM171 74V73H170ZM186 74V73H185ZM229 74V73H228ZM264 74V73H263ZM262 74V76H263ZM9 75V74H7ZM59 75V74H58ZM78 75V73L76 74ZM82 75V74H81ZM102 75V74H101ZM135 75V74H134ZM156 75V74H155ZM160 75V74H159ZM168 75V74H167ZM175 75V74H174ZM178 75V74H177ZM176 75V76H177ZM210 75V74H209ZM250 75V74H249ZM257 75V74H256ZM37 76V75H35ZM61 76V75H59ZM80 76V75H79ZM87 76V75H86ZM97 76V75H96ZM154 76V75H153ZM163 76V75H162ZM165 76V75H164ZM163 76V77H164ZM227 76V75H226ZM251 76V75H250ZM43 77V76H42ZM41 77V78H42ZM47 77V75H46ZM45 77V78H46ZM69 77V76H68ZM71 77L73 78V75H71ZM74 77L75 76L74 74ZM115 77V76H114ZM112 75H110L111 80L114 78ZM152 77V76H151ZM162 77V78H163ZM168 77V76H167ZM214 77V76H213ZM212 77V78H213ZM7 78V77H6ZM44 78V79H45ZM49 78V77H48ZM67 78V77H66ZM104 78V77H103ZM160 78V77H159ZM171 78V77H170ZM17 79V78H16ZM42 79V80H44ZM69 79V78H68ZM74 79V78H73ZM84 80H82V82H86L85 78H82ZM87 79V78H86ZM93 79V78H92ZM102 79V78H101ZM106 79V77H105ZM122 79V78H121ZM124 79V78H123ZM242 79V78H241ZM240 79V80H241ZM25 80V79H24ZM48 80V79H47ZM50 80V79H49ZM90 80V79H89ZM116 80V78H115ZM214 80V79H213ZM233 80V79H232ZM238 80V79H237ZM3 81V80H2ZM12 81V80H11ZM15 81V80H14ZM23 81V80H22ZM29 81V80H28ZM61 81V80H60ZM74 81V80H73ZM98 81V80H97ZM110 81V80H108ZM166 82H168L167 80H165ZM244 81V80H243ZM25 82V81H24ZM46 82V81H45ZM62 82V81H61ZM60 82V83H61ZM72 82V81H71ZM80 80L79 85H81L80 83H82ZM84 82V83H85ZM91 82V81H90ZM89 82V83H90ZM94 82V81H93ZM92 82V83H93ZM117 82V81H116ZM136 82V81H134ZM196 82V81H195ZM212 82V81H211ZM254 82V81H253ZM11 83V82H10ZM21 83V82H20ZM26 83V82H25ZM65 83V82H64ZM74 83V82H73ZM75 83V85L77 84ZM83 83V84H84ZM87 83V82H86ZM97 83V82H96ZM108 83V82H107ZM117 83H120L117 82ZM137 83V82H136ZM170 83V82H169ZM179 83V82H178ZM228 83V82H227ZM5 84V83H4ZM23 84V83H22ZM48 85V83H46ZM62 84V83H61ZM128 84H130V82H128ZM149 84V83H148ZM158 84V83H157ZM176 84V83H175ZM181 84V83H180ZM213 86L214 87H218V88H223V89H227L228 91L230 90V96L233 97H238L239 95H241V91L236 88L232 83L230 84H226V78L223 74H220L217 79L215 81H213ZM252 84V83H251ZM13 85V84H12ZM11 85V86H12ZM46 85V86H47ZM78 85V84H77ZM76 85V86H77ZM90 85V84H89ZM115 85V84H114ZM132 85V83L130 84ZM151 85V84H150ZM160 85V84H158ZM166 85V84H165ZM174 85V84H173ZM184 85V84H183ZM245 85V84H244ZM3 86V85H2ZM88 86V84H87ZM95 86V85H94ZM119 86V85H118ZM45 87V85H44ZM48 87V86H47ZM46 87V88H47ZM51 87V86H50ZM80 87V86H79ZM84 87V86H83ZM81 87V88H83ZM112 87V84H111ZM151 88V86H149ZM156 87V84H155ZM158 87V86H157ZM172 89H175L172 85L170 86ZM169 87V88H170ZM177 87V86H176ZM185 87V86H184ZM90 88V87H89ZM88 88V89H89ZM122 88V87H121ZM148 88V87H147ZM146 88V90H147ZM162 88V87H161ZM168 88V89H169ZM4 89V88H3ZM49 89V88H48ZM51 89V88H50ZM67 89V88H66ZM77 89V87H76ZM83 89H87V88H83ZM135 89V88H133ZM132 89V90H133ZM144 89V87H143ZM152 89V88H151ZM159 89V88H158ZM177 89V88H176ZM214 89V88H213ZM14 90V89H13ZM19 90V89H18ZM78 90V89H77ZM82 90V89H81ZM105 90V89H104ZM136 90V89H135ZM150 90V89H149ZM153 90V89H152ZM163 90V89H162ZM170 90V89H169ZM197 90V91H198ZM21 91V90H20ZM19 91V92H20ZM84 92V90H82ZM81 91L80 93V98L83 99V97L85 96V94ZM86 91V90H85ZM89 91V90H88ZM87 91V92H88ZM99 91V90H98ZM107 91V90H106ZM137 91V90H136ZM175 90H173L172 92H174ZM184 91V90H183ZM217 91V90H216ZM218 91H220L218 89ZM5 92V91H4ZM50 92V91H49ZM56 92V91H55ZM86 92V93H87ZM90 92V91H89ZM97 91H94V93ZM105 93V91H103ZM109 92V91H108ZM150 92V91H149ZM164 92V90H163ZM58 93V92H57ZM60 93V92H59ZM62 93V92H61ZM60 93V94H61ZM70 93V92H69ZM102 93V92H101ZM103 93V94H104ZM107 93V92H106ZM124 93V92H121ZM145 93V91H144ZM219 93V92H218ZM226 93V92H225ZM224 93V94H225ZM43 94V93H42ZM74 94V93H73ZM1 95V94H0ZM51 95V94H50ZM78 95V94H77ZM75 95V96H77ZM87 95V94H86ZM93 95V94H92ZM98 95V94H97ZM105 95V94H104ZM123 95V94H122ZM127 95V94H126ZM131 95V97L129 99L125 100H117L120 108H103L101 109V104H99L98 102H95L96 100L94 99L95 97H89L88 96V100H87V105H85V109L87 107L88 110L90 112V114H98L100 116V118L102 119L101 121V127H96L93 124H95L94 122H92L91 120L90 122H88V130H89V136L85 137V139L80 138V136L75 133V139L81 140L82 141V145L83 147L81 148L83 150V154L80 153L81 151H79V155H83V166H84V182L82 183L80 180V182L82 184H84V188H85V196L87 197V199L89 200V204L90 207H92V210L94 212H96L97 218H94L90 223H88V225L86 226V228L83 230V235L81 236V238L78 240V245H79V251L78 253L75 255V259H76V264H87L85 263V261L83 260V257L81 256L82 254L81 252V247L82 245L86 244L87 247L88 243H90L91 247L90 250L92 251V258L94 259H98L100 257L101 252L104 253H108L109 258L113 259V264H264V128H263V132L262 133V142L260 141L259 143H257L256 145L253 146V148L251 149V153H250V160L247 161L245 160L244 157H240L239 162L237 165V168L239 171H237V175H236V182H237V187H236V195L241 194L243 191H245L246 189L248 190L249 193V201H248V206H249V210L246 211L245 209L241 208V212L242 214L240 215V217L238 218V223L237 226L232 230L233 234L231 240L229 241V245L228 247H226V249H222V251L220 252H212L210 251L208 248L209 246H204L203 243L206 239L205 235V229L206 224L201 223L200 222V217H204V215H201V213H205L207 211H209L207 208L204 209L205 207H203L201 211H199V209H197V207L194 205V203H196V201L198 202V200H200V196H195L192 193H188V196H186L183 190L186 189V186L181 184V188L182 190H169V188L167 187V185L163 182V178L160 177L159 178V186L161 187L158 192H154V190H152V186L154 185H150L149 189L147 190V192L142 190L141 187V174L143 172L142 166L140 165V157L142 154V148L143 145L146 141H148L152 135V132L150 131V124L152 123L151 121L158 116H161L162 118L165 115H169L171 116L173 119L180 121V119L182 118L181 114H179V108H180V104L175 100V98H167L166 99V109L162 110L160 109V105L157 106V102H156V98L154 100H151V102L146 105V106H138L137 103L141 101V98L139 97L138 94H136L135 92H133ZM160 95V94H159ZM164 95V94H161ZM195 95V93H194ZM200 95V96H201ZM21 96V95H19ZM110 96V95H109ZM108 96V98H109ZM172 96V95H171ZM179 96V95H178ZM186 96V95H185ZM202 96V97H203ZM225 96V95H224ZM9 97V96H8ZM73 97V96H72ZM72 97L70 98L71 100ZM87 97V96H86ZM143 98V96H141ZM145 97V96H144ZM149 97V96H148ZM151 97V96H150ZM187 97V96H186ZM216 97V96H215ZM59 98V99H58ZM74 98V97H73ZM107 98V99H108ZM121 98V97H120ZM161 98V97H160ZM182 98V97H181ZM110 99V98H109ZM146 99V98H145ZM163 99V98H162ZM186 99V98H185ZM192 99V98H191ZM203 99V98H201ZM253 99L255 100L256 104L253 103V107L251 109V113L253 116H256L257 112H262L264 114V79L257 85L255 86L254 92H253ZM3 100V99H2ZM70 100V101H71ZM75 100V99H74ZM178 100V99H177ZM209 100V99H208ZM249 100V99H248ZM38 101V102H37ZM68 101V100H67ZM107 101V100H106ZM143 101V100H142ZM141 101V102H142ZM188 101V100H187ZM216 101V100H215ZM218 101V100H217ZM3 102V101H2ZM8 102V101H7ZM17 102V101H16ZM77 102V101H76ZM75 102V103H76ZM140 102V103H141ZM184 102V101H182ZM186 102V101H185ZM204 102V101H203ZM226 102V101H225ZM19 103V102H18ZM71 103V102H70ZM82 103V102H81ZM112 103V102H111ZM143 103V102H142ZM192 103V102H191ZM222 103V102H221ZM9 104V103H8ZM13 104V103H12ZM33 104V103H32ZM63 104V105H62ZM86 104V103H85ZM159 104V103H158ZM212 104V103H211ZM210 104V105H211ZM216 104V103H215ZM233 104V103H232ZM231 104V105H232ZM236 104V103H235ZM248 104V103H247ZM6 105V103H5ZM125 105V106H124ZM142 105V104H141ZM187 105H189L187 103ZM213 105V104H212ZM223 105V104H222ZM238 105V104H237ZM3 106V104H2ZM16 106V104H15ZM19 106V105H18ZM65 106V105H64ZM76 106V105H75ZM100 106V108H99ZM103 106V105H102ZM198 106V105H197ZM220 106V105H219ZM234 106V104H233ZM20 107V106H19ZM66 107V106H65ZM63 107V109L65 108ZM73 107V106H72ZM83 107V108H84ZM127 107V108H125ZM186 107V106H185ZM191 107V106H190ZM196 107V106H195ZM231 107V106H230ZM4 108V107H3ZM14 108V107H13ZM25 108V107H24ZM23 108V109H24ZM29 108V107H28ZM69 108V107H68ZM189 108V107H188ZM200 108V107H199ZM205 108V107H204ZM234 108V107H233ZM82 109V107H81ZM198 109V108H197ZM195 109V110H197ZM235 109V108H234ZM247 109V108H246ZM203 110V109H202ZM206 110V109H205ZM223 110V109H222ZM1 111V110H0ZM30 111V110H29ZM83 111V110H80ZM86 111V110H85ZM86 111V112H87ZM192 111V110H191ZM218 111V110H217ZM226 111H230V110H226ZM248 111V110H247ZM34 112V111H32ZM50 112V111H48ZM63 112V111H62ZM73 112V111H72ZM78 112V111H77ZM85 112V113H86ZM187 112V111H186ZM199 112V111H198ZM203 112V111H202ZM206 112V111H205ZM220 112V111H219ZM231 112V111H230ZM237 112V110H236ZM25 113V112H24ZM39 113V112H38ZM69 113V112H68ZM88 113V112H87ZM86 113V114H87ZM227 113V112H226ZM225 113V114H226ZM229 113V112H228ZM241 115V118L244 119V112L241 111L239 112ZM32 114V113H30ZM29 114V115H30ZM44 114V113H43ZM52 114V113H51ZM61 114V113H60ZM63 114V113H62ZM66 114V113H65ZM76 114V113H73ZM78 114V113H77ZM81 114V113H79ZM163 114H165L164 116H162ZM190 114V112H189ZM201 114V112L199 113ZM203 114V113H202ZM215 114V113H214ZM238 114V113H237ZM28 115V114H27ZM58 115V114H57ZM191 115V114H190ZM189 115L190 119L191 116ZM230 115V114H229ZM236 115V114H235ZM36 116V115H35ZM46 116V115H45ZM52 116V115H50ZM81 116H85V115H81ZM99 116H97L99 118ZM214 116V115H213ZM224 116V115H223ZM239 116V115H238ZM251 116V115H250ZM9 117V116H8ZM48 117V116H47ZM66 117V116H65ZM77 117V116H76ZM76 117L73 118V120H76ZM88 117V116H87ZM86 117V118H87ZM167 117V116H166ZM216 116H214L215 118ZM19 118V120H21L24 124L22 126H26L27 124H29L31 122V115L30 117L27 116L25 117L22 113L21 110L17 111V113L14 115V119ZM33 118V117H32ZM36 118V117H35ZM42 118V117H39ZM78 118H80L78 116ZM83 118V117H82ZM91 118V117H90ZM95 118V117H94ZM93 118V119H94ZM204 118V117H203ZM214 118H212L208 123H207V128L210 132L209 135H211L212 137V143L214 146H218L221 143V139L218 136L217 132H216V124H215V120ZM226 118H227V114H226ZM1 119V118H0ZM49 120L51 119L50 117L48 118ZM62 119V118H61ZM71 119V118H70ZM165 119V118H164ZM210 119V118H209ZM219 119V118H218ZM222 119V118H221ZM225 119V118H223ZM234 119V117H233ZM246 119V117H245ZM244 119V120H245ZM250 119V118H249ZM258 119V117H257ZM45 120V119H44ZM43 122H46L44 121ZM54 120V118H52V121ZM68 120V119H67ZM241 120V119H240ZM243 120V121H244ZM35 121V120H34ZM55 121V120H54ZM60 121V120H59ZM66 121V120H65ZM70 121V120H69ZM72 121V119H71ZM88 121V120H87ZM94 121V120H93ZM159 121V120H158ZM161 121V120H160ZM171 121V120H170ZM176 121V122H177ZM242 121V122H243ZM248 121V120H247ZM252 121V120H251ZM38 122V120H37ZM40 122V121H39ZM74 122V121H73ZM73 122H71L73 124ZM77 122V121H75ZM86 122V121H85ZM83 121V123H85ZM98 122V121H97ZM151 122V123H150ZM157 122V121H156ZM169 122V121H168ZM167 122V123H168ZM181 122V121H180ZM193 122V121H192ZM218 122V121H217ZM13 123V122H11ZM21 123V122H20ZM50 123V122H49ZM56 123V122H55ZM69 123V122H68ZM80 123V122H78ZM82 123V121H81ZM82 123V124H83ZM164 121L162 122L163 125ZM166 123V124H167ZM183 123V122H182ZM187 123V122H186ZM189 123V122H188ZM200 123V122H199ZM240 123V122H239ZM261 123V122H260ZM14 124V123H13ZM43 124V123H42ZM48 124V121H47ZM47 124L45 126H47ZM58 124V123H57ZM61 124V122H60ZM59 124V125H60ZM65 125V123H63ZM70 124V123H69ZM75 124V123H74ZM77 124V123H76ZM86 124V123H85ZM154 124V123H153ZM170 124V123H169ZM204 124V123H203ZM21 125V124H20ZM19 125V126H20ZM34 126V124H31ZM39 125V124H37ZM44 125V124H43ZM42 125V126H43ZM49 125V124H48ZM63 125V126H64ZM67 125V124H66ZM81 125V124H80ZM179 125V124H178ZM183 125V124H182ZM15 126V125H14ZM32 126V127H33ZM50 126V125H49ZM47 126V127H49ZM62 126V124H61ZM69 126V125H67ZM65 126V127H67ZM86 127V125H84ZM157 126V123H156ZM165 126V125H164ZM163 126V127H164ZM170 126V125H169ZM239 126V125H238ZM12 127V126H11ZM16 127V126H15ZM21 127V126H20ZM36 127V126H35ZM45 127V128H47ZM56 127V126H55ZM60 127V126H57ZM72 127V126H71ZM70 127V128H71ZM83 127V126H82ZM162 127V128H163ZM194 127V126H193ZM5 128V127H4ZM3 128V129H4ZM22 128V127H21ZM28 128V127H27ZM34 128V127H33ZM32 128V129H33ZM61 128V127H60ZM68 128V127H67ZM78 128V127H77ZM76 128V129H77ZM84 128V127H83ZM157 128V127H156ZM170 128V127H169ZM172 128V127H171ZM170 128V129H171ZM187 128V127H186ZM242 128V127H241ZM1 129V128H0ZM35 129V128H34ZM33 129V131H34ZM64 129V128H63ZM81 129V127H80ZM85 129V128H84ZM153 129V128H151ZM177 129V128H176ZM16 130V129H14ZM25 130V128L23 129ZM39 130V129H38ZM41 130V129H40ZM70 130V129H69ZM68 130V131H69ZM1 131V130H0ZM9 130H5L2 131L0 133V145H6L9 142V134L8 132ZM37 131V129H36ZM51 131V130H50ZM48 129V132H50ZM61 131H63L61 129ZM72 131V130H71ZM75 131V130H74ZM82 131V130H81ZM87 131V130H85ZM84 131V132H85ZM169 131V130H168ZM172 130H170L169 132H171ZM189 131V130H188ZM32 132V131H29ZM47 132V134H49ZM56 132V131H55ZM59 132V131H57ZM64 132V131H63ZM76 132V131H75ZM80 132V130L78 131V133ZM88 132V131H87ZM86 132V133H87ZM157 132V130H156ZM162 132V131H161ZM174 132V130H173ZM204 132V131H203ZM10 135L12 133L9 132ZM14 133V132H13ZM17 135H22L25 136L26 134H28V132L26 134H23L24 132H22V130L20 128H18L17 130ZM45 133V132H43ZM66 133V132H64ZM71 133V132H70ZM73 133V132H72ZM71 133V134H72ZM83 133V132H82ZM183 132L181 131V129H179L178 134H182ZM187 133V132H186ZM34 134V133H32ZM36 134V133H35ZM38 134V133H37ZM41 134V133H40ZM53 134V133H51ZM58 134V133H57ZM81 134V133H80ZM84 134V133H83ZM159 134V133H158ZM165 134V133H164ZM163 134V135H164ZM241 134V133H240ZM14 135V134H13ZM39 135V134H38ZM43 135V134H41ZM55 137L56 134H53ZM65 135V134H64ZM160 135V134H159ZM162 135V136H163ZM170 135V134H169ZM192 135V134H191ZM190 135V136H191ZM16 136V135H14ZM48 136V135H47ZM68 136H69V132H68ZM165 136V135H164ZM163 136V137H164ZM172 135H170L171 137ZM193 136V135H192ZM194 136H196L194 134ZM26 137H30V134ZM33 137H35L33 135ZM43 137L45 138V136L43 135ZM50 137V136H49ZM154 137V136H153ZM162 137V138H163ZM173 137V136H172ZM176 137V136H175ZM179 137V136H178ZM201 137V136H200ZM31 138V137H30ZM37 138V137H36ZM42 138V137H41ZM203 138V137H202ZM252 138V137H251ZM16 139V138H15ZM14 139V140H15ZM20 139V138H19ZM21 139H25V138H21ZM20 139V140H21ZM47 138H45L46 140ZM54 139V138H53ZM72 139L74 140V138L72 137ZM155 139V137L153 138ZM160 139V138H159ZM165 139V138H164ZM168 139V138H167ZM171 139V138H170ZM243 139V138H242ZM13 140V139H12ZM13 140V141H14ZM30 140V139H27ZM37 140V139H36ZM40 140V138L38 139ZM44 140V139H41ZM59 140V139H56ZM162 140V139H161ZM169 140V139H168ZM182 140V139H181ZM193 140V139H192ZM202 140V139H201ZM246 140V139H245ZM251 140V139H250ZM12 141V143H13ZM31 141V140H30ZM64 141V140H63ZM77 141V140H76ZM152 141V140H150ZM157 141V140H156ZM163 141V140H162ZM237 141V140H236ZM242 141V140H241ZM247 141V140H246ZM11 142V141H10ZM9 142V143H10ZM17 142V141H16ZM22 142V141H21ZM20 142V143H21ZM26 142V140H25ZM34 142V141H32ZM52 142V141H51ZM54 142V141H53ZM155 142V141H154ZM176 143H178L179 145V141H175ZM195 142V141H194ZM201 142V141H200ZM15 143V142H14ZM18 143V142H17ZM20 143H18L20 145ZM27 143V142H26ZM42 143V142H41ZM44 143V142H43ZM46 143V142H45ZM49 143V141H48ZM58 143V142H57ZM74 143V142H73ZM72 143V144H73ZM153 143V142H152ZM199 143V142H198ZM241 143V142H240ZM23 144V143H22ZM30 144V142L28 143ZM38 144V143H37ZM68 144V142H67ZM81 144V143H80ZM160 144V143H159ZM201 144V143H200ZM222 144V143H221ZM220 144V145H221ZM11 144H9L8 146H10ZM14 145V144H13ZM36 145V144H35ZM34 145V148L36 147ZM46 145V144H45ZM50 145V144H49ZM74 145V144H73ZM79 145V144H78ZM149 145V144H147ZM154 145V144H152ZM156 145V142H155ZM161 145V144H160ZM168 145H171L168 144ZM175 145V144H174ZM193 145V144H192ZM199 145V144H197ZM196 145V146H197ZM209 145V144H208ZM7 146V145H6ZM17 146V145H15ZM23 146V145H22ZM22 146H20L21 148H23ZM48 146V145H47ZM51 146L52 147H55ZM180 146V145H179ZM13 147V146H12ZM11 147V148H12ZM29 147V146H28ZM27 147V148H28ZM33 147V146H32ZM42 147V146H41ZM60 147V146H57ZM77 147V146H76ZM146 147V146H145ZM150 147V145H149ZM152 147V146H151ZM161 147V146H160ZM167 147V146H166ZM171 147V146H170ZM177 147V146H175ZM201 147V145H200ZM203 147V146H202ZM6 148V147H4ZM15 148V147H14ZM47 148V147H46ZM50 148V149H51ZM148 148V146H147ZM172 148V147H171ZM174 148V147H173ZM173 148L171 150H173ZM222 148H225L222 146ZM246 148V147H245ZM18 149V148H17ZM20 149V148H19ZM24 149V148H23ZM29 149V148H28ZM44 149V148H42ZM79 149V148H78ZM146 149V148H145ZM164 149V146H163ZM175 149V148H174ZM189 149V148H188ZM195 149V148H194ZM203 149V148H202ZM213 149V148H212ZM7 152V149H5ZM13 151L16 149H12ZM20 149V153H21ZM37 150V149H36ZM41 150V149H40ZM47 150V149H46ZM45 150V152H46ZM57 150V148L55 149ZM61 150V149H60ZM71 150V149H70ZM74 150V149H73ZM72 150V151H73ZM150 150V149H149ZM192 150V149H191ZM206 150V149H205ZM1 151V149H0ZM4 151V150H3ZM11 151V150H10ZM23 151V150H22ZM25 151V150H24ZM30 151L32 152V149L30 148ZM29 151V153H30ZM49 151V150H48ZM71 151V152H72ZM154 151V148H153ZM161 151V150H160ZM164 151V150H163ZM168 151V149H167ZM166 151V152H167ZM203 151V150H202ZM208 151V150H207ZM219 151V150H218ZM4 152V153H6ZM16 152V151H15ZM28 152V151H27ZM34 152V151H33ZM32 152V153H33ZM63 152V151H62ZM151 152V151H150ZM157 152V151H156ZM164 152V154L166 153ZM171 152V151H170ZM174 152V151H173ZM190 152V151H189ZM204 152V151H203ZM30 153V154H32ZM36 153V152H35ZM34 153V154H35ZM41 153V152H40ZM78 153V152H77ZM148 153V152H147ZM152 153V152H151ZM169 153V152H167ZM193 153V152H192ZM196 153V151H195ZM215 153V152H214ZM219 153V152H218ZM13 154V153H12ZM18 154V153H17ZM29 154V155H30ZM42 154V153H41ZM54 154V153H53ZM58 154V153H57ZM63 154V153H62ZM61 154V155H62ZM146 154V152H145ZM205 154L209 155V152H205ZM5 154H2V156ZM7 155V154H6ZM5 155V157L7 158V156ZM15 155V154H14ZM19 155V154H18ZM17 155V156H18ZM24 155V154H23ZM22 155V156H23ZM26 155V154H25ZM28 155V153H27ZM26 155V156H27ZM40 155V154H38ZM37 155V158H38ZM73 155V154H72ZM79 155H76V157ZM150 154H147V156ZM190 155V154H188ZM214 155V154H213ZM1 156V155H0ZM1 156V157H2ZM41 156V155H40ZM44 156V155H43ZM50 156V155H49ZM66 156V155H65ZM152 156V155H151ZM154 156V155H153ZM158 156V154L156 155ZM163 156V153H162ZM166 156V154H165ZM225 156V155H224ZM0 157V159H2ZM11 157V156H10ZM12 157H14L12 155ZM20 157V156H19ZM46 157V156H45ZM187 157V156H186ZM193 157V156H192ZM203 157V156H202ZM201 157V158H202ZM229 157V156H228ZM248 157V156H247ZM4 158V157H3ZM16 158V157H15ZM18 158V157H17ZM16 158V159H17ZM22 158V157H21ZM36 160L35 161H40V160ZM43 158V157H42ZM62 158V156H61ZM81 158V157H80ZM148 158V157H147ZM160 157L156 158L157 160ZM181 158V157H180ZM190 158V157H189ZM220 158V157H219ZM227 158V157H226ZM5 159V158H4ZM9 159V158H8ZM11 159V158H10ZM20 159V158H19ZM49 159V158H48ZM47 159V160H48ZM56 159V158H54ZM60 159V158H59ZM143 159V158H142ZM141 159V160H142ZM164 159V158H162ZM160 159V161L162 160ZM237 159V158H236ZM3 160V159H2ZM29 160V159H28ZM31 160V159H30ZM45 160V161H47ZM62 160V159H61ZM60 160V161H61ZM81 160V159H80ZM175 160V159H174ZM204 160V159H202ZM221 160V159H220ZM219 160V161H220ZM238 160V159H237ZM13 162V158L12 160H10V162ZM21 161V159H20ZM19 161V162H20ZM23 161V160H22ZM44 161V160H43ZM42 161V162H43ZM74 161V160H73ZM78 161V160H76ZM164 161V160H163ZM182 161V160H180ZM186 161V160H185ZM189 161V160H188ZM198 161V160H197ZM8 162V163H10ZM24 162V161H23ZM22 162V163H23ZM29 162V161H28ZM27 162V163H28ZM32 163V161H30ZM54 162V161H53ZM81 162V161H80ZM78 162V164L80 163ZM209 162V161H208ZM212 162V161H211ZM210 162V163H211ZM218 162V161H217ZM222 162V161H221ZM3 163V162H1ZM6 162V165L8 164ZM14 163V162H13ZM33 163H35L33 161ZM38 163V162H37ZM48 163V162H46ZM59 163V161H58ZM76 163V162H75ZM202 163V161L200 162ZM204 163V162H203ZM209 163V164H210ZM214 163V162H213ZM4 164V163H3ZM16 164V163H15ZM21 164V163H20ZM63 164V163H62ZM67 164V163H66ZM74 164V163H73ZM72 164V165H73ZM77 164V163H76ZM167 164V163H166ZM169 164V163H168ZM173 164V163H171ZM194 164V162H193ZM227 164V163H226ZM233 164V163H232ZM1 165V164H0ZM11 165V163L9 164ZM18 165V164H17ZM16 165V166H17ZM23 165V164H22ZM29 165V164H28ZM37 165H40L39 163ZM44 165V164H43ZM71 165V164H70ZM200 165V164H199ZM198 165V166H199ZM212 165V164H211ZM220 165V164H219ZM31 166V165H29ZM42 166V165H41ZM47 166V165H46ZM152 166V165H150ZM158 166V165H156ZM154 166V167H156ZM174 167V164L172 165ZM207 166V164H206ZM20 167V166H19ZM39 167V166H37ZM5 168V167H4ZM9 168V167H8ZM7 168V170H8ZM20 168H23L20 167ZM15 172V176L14 177H8L5 179L4 184H5V189H4V199L2 198L3 204L6 208L9 209L10 212L7 213H3L0 216V236L2 237V240H0V264H39V259L41 254L45 251L47 253V248L46 246L49 244H57L59 242H62V240L67 238V233L64 232L62 230V228H60L57 225H51L49 223V221H46L45 219H43L42 217H35L33 215H35L33 212V215L31 213H29V211H26V208H23L21 205L19 204L21 202H15L14 200H11L9 197L10 193L14 194V190L13 188L22 186L24 184V186H27L28 184L30 185V187H32L33 185V181H34V185H37V189L38 186L41 184L39 181L43 182L42 179L35 175L33 176V181H29L28 184L25 185V183L27 182L25 178V176L21 175L20 173ZM41 168V167H39ZM55 168V167H54ZM60 168V167H57ZM68 167H66L67 169ZM158 167H156L157 169ZM177 168V167H176ZM175 168V169H176ZM179 168V167H178ZM181 168V167H180ZM187 168V167H186ZM193 168V167H192ZM199 168V167H198ZM222 168V167H221ZM24 169V168H23ZM35 169V168H33ZM49 169V168H48ZM51 169V168H50ZM53 169V168H52ZM65 169V170H66ZM150 169V168H149ZM216 169V168H215ZM214 169V170H215ZM12 170V169H10ZM15 170V169H14ZM25 170V169H24ZM38 170V169H37ZM43 170V169H42ZM55 170V169H54ZM168 170V169H167ZM173 170V169H172ZM177 170V169H176ZM187 170V169H186ZM204 170V169H203ZM224 170V169H223ZM233 170V169H232ZM5 171V170H4ZM41 170H39L40 173ZM45 171V170H44ZM63 171V170H61ZM150 171V170H149ZM225 171V170H224ZM234 171V170H233ZM232 171V172H233ZM10 172V171H9ZM20 172V171H19ZM29 172V170H28ZM27 172V173H28ZM37 172V171H36ZM60 172V171H59ZM58 172V174H59ZM76 172H80V170L76 171ZM157 172V171H155ZM172 172V171H171ZM176 172V171H174ZM213 172V171H212ZM6 173V172H5ZM62 173V172H61ZM64 173V172H63ZM150 173V172H149ZM158 173V172H157ZM204 173V172H203ZM3 174V173H2ZM13 174V172L11 173V175ZM25 174V172H24ZM44 174V173H43ZM51 174V172L49 173ZM57 174V173H56ZM146 174V173H145ZM148 174V173H147ZM185 174V173H184ZM211 174V173H210ZM216 174V172H215ZM7 175H10L7 173ZM10 175V176H11ZM29 175V174H27ZM46 175V174H45ZM44 175V176H45ZM155 175V174H154ZM152 175V176H154ZM188 175V174H187ZM190 175V174H189ZM188 175V176H189ZM206 175V174H205ZM208 175V174H207ZM217 175V174H216ZM215 175V176H216ZM5 176V175H4ZM64 176V175H63ZM66 176V175H65ZM64 176V177H65ZM69 176V175H68ZM72 176V175H71ZM143 176V175H142ZM157 176V175H156ZM166 176V175H165ZM174 176V175H173ZM219 176V175H218ZM218 176L216 178H218ZM52 178V176H50ZM58 177V176H57ZM56 177V178H57ZM144 177V176H143ZM169 177V175H168ZM167 177V178H168ZM172 177V176H171ZM177 177V176H176ZM183 177V176H182ZM181 177V178H182ZM195 177V176H194ZM213 177V176H212ZM231 177V176H230ZM60 178V177H59ZM58 178V179H59ZM70 178V177H69ZM179 178V177H178ZM232 178V177H231ZM50 179V178H49ZM72 179V178H71ZM184 179V178H182ZM187 178H185L186 180ZM31 180V178L29 179ZM44 180V179H43ZM51 180V179H50ZM147 180V179H146ZM165 180V179H164ZM184 180V181H185ZM193 180V179H192ZM225 180H227L225 178ZM46 181V180H45ZM144 181V180H143ZM155 181V180H154ZM177 181V180H176ZM223 181V180H222ZM234 181V180H233ZM39 182V183H38ZM63 182V181H62ZM68 182V181H67ZM193 182V181H192ZM217 182V181H216ZM47 183V181H46ZM49 183V182H48ZM66 183V182H65ZM156 183V181H155ZM178 183V182H177ZM176 183V184H177ZM211 183V182H210ZM225 183V182H224ZM57 184V183H56ZM64 184V182H63ZM72 184V183H71ZM193 184V183H192ZM33 185V187H34ZM52 185V184H50ZM68 185V184H67ZM65 185V186H67ZM74 185V184H72ZM72 185H70V190L74 189L71 187ZM79 185V184H78ZM77 185V186H78ZM170 185V184H169ZM180 185V184H179ZM228 185V184H227ZM235 185V184H234ZM22 186V187H24ZM61 186V185H60ZM64 186V187H65ZM145 186V185H144ZM1 187V186H0ZM21 187V188H22ZM29 187V186H28ZM33 187L30 189L31 196L30 197H34V193L37 190H33ZM42 187V185H41ZM47 187V185H46ZM80 187V186H78ZM170 187V186H169ZM197 187H200L201 189L205 188V186L203 184H201V182L198 183ZM214 187V186H213ZM231 187V186H229ZM36 188V186H35ZM34 188V189H35ZM55 188V187H54ZM63 188V187H62ZM68 188V187H67ZM82 188V187H81ZM80 188V189H81ZM192 188V187H191ZM18 189V188H17ZM20 189V188H19ZM18 189V192L20 194V191ZM52 189V188H51ZM69 189V188H68ZM156 189V188H155ZM193 189V188H192ZM201 189L199 191H201ZM208 189V188H207ZM22 190V189H20ZM24 191L26 189H23ZM42 190V189H40ZM50 190V189H49ZM53 190V189H52ZM75 190V189H74ZM157 190V189H156ZM187 190V189H186ZM234 190V189H233ZM29 191V193H30ZM45 191V190H44ZM58 191V190H57ZM224 191V190H223ZM231 191V190H230ZM17 192V193H18ZM48 192V190L46 191V193ZM50 192V191H49ZM54 192V190H53ZM65 192V191H64ZM77 192V190H76ZM198 192V190H197ZM213 192V191H212ZM16 193V194H17ZM28 193V194H29ZM38 193V192H37ZM44 193V192H43ZM42 193V194H43ZM69 193L66 191V194ZM1 194V195H3ZM26 194V195H28ZM81 194V193H80ZM79 194V195H80ZM204 194V193H203ZM223 194V193H222ZM225 194V193H224ZM25 195V194H24ZM23 195V196H24ZM46 195V194H45ZM63 195V194H62ZM70 195V194H69ZM75 195V194H74ZM12 196V195H11ZM41 196V195H40ZM44 196V195H43ZM175 196V197H174ZM205 196V195H204ZM221 196V195H220ZM225 196V195H223ZM222 196V197H223ZM227 196V195H226ZM232 196V195H231ZM1 197V196H0ZM19 197V196H18ZM27 197V196H26ZM24 196V198H26ZM30 197L26 198L29 199ZM42 197V196H41ZM76 197V196H75ZM233 197V196H232ZM14 198V197H13ZM21 198V197H20ZM67 198V197H66ZM73 198V197H71ZM80 198V197H78ZM82 198V197H81ZM84 198V197H83ZM204 198V197H203ZM213 198V196H212ZM215 198V197H214ZM31 199V198H30ZM36 199V198H35ZM34 199V200H35ZM86 199V200H87ZM119 199V207H121V210L118 211L119 209H117L118 206H116V202ZM187 199V200H186ZM198 199V200H197ZM218 199V198H217ZM228 199V198H227ZM18 200V199H17ZM16 200V201H17ZM33 200V199H31ZM37 200V199H36ZM67 200V199H66ZM70 202L72 201L71 199H68ZM207 200V198H206ZM223 200V199H222ZM221 200V201H222ZM19 201V200H18ZM62 201V200H61ZM84 201V200H83ZM195 201V202H194ZM220 201V200H219ZM226 201V200H224ZM23 202V201H22ZM36 202V201H35ZM41 202H43L41 200ZM40 202V203H41ZM73 202V201H72ZM81 201H79L80 204ZM30 202H27V204ZM34 203V201H33ZM31 203V205L33 204ZM231 203V202H230ZM24 204V203H23ZM42 204V203H41ZM52 204V203H51ZM63 204V203H62ZM69 205V203H67ZM78 204V203H77ZM118 204V203H117ZM215 204V202H214ZM30 205V207H31ZM37 205V204H36ZM35 205V206H36ZM39 205V204H38ZM37 205V206H38ZM64 205V204H63ZM82 205V203H81ZM87 205V204H86ZM199 205V203H198ZM204 205V204H203ZM224 205V204H223ZM77 206V205H76ZM202 206V205H201ZM2 207V206H1ZM0 207V208H1ZM39 207V206H38ZM42 207V205H41ZM40 207V209H41ZM56 207V206H55ZM66 207V205L64 206ZM64 207H62L61 209H63ZM72 207V206H70ZM69 206L66 207L70 208ZM86 207V206H85ZM83 207V208H85ZM200 207V206H199ZM213 207V206H212ZM35 207H33L34 210ZM60 208V207H59ZM58 208V209H59ZM74 208V207H73ZM216 208V207H215ZM226 208V207H225ZM4 209V208H3ZM44 209V208H43ZM42 209V210H43ZM76 209V208H75ZM80 209V208H79ZM79 209L77 212H79ZM91 208H89L90 210ZM5 210V209H4ZM32 210V208L30 209ZM41 210V211H42ZM54 210V209H53ZM53 210H49V212L47 214L50 215V213ZM65 210V209H64ZM63 210V211H64ZM71 209H69L68 211H70ZM88 210V209H87ZM215 210V209H214ZM217 210V209H216ZM215 210V212H216ZM245 210V211H244ZM48 211V209H47ZM58 212V210H56ZM60 211V210H59ZM72 211V210H71ZM70 211V212H71ZM85 211V209L83 210ZM91 211V210H90ZM36 212H38V209L36 210ZM35 212V213H36ZM66 212V211H65ZM89 212V211H88ZM212 212V210H211ZM247 212V213H246ZM40 212H38L39 214ZM42 213V212H41ZM61 213V212H60ZM73 213V212H72ZM82 213V212H81ZM37 214V215H38ZM44 214V213H43ZM57 214V213H55ZM74 214V213H73ZM77 214V213H76ZM79 214V213H78ZM87 214V213H86ZM85 214V215H86ZM95 214V213H94ZM46 215V214H45ZM52 215V214H51ZM61 215V214H60ZM84 215V214H83ZM84 215V216H85ZM209 215V214H208ZM43 216V215H42ZM54 216V215H53ZM52 216V217H53ZM80 216V215H78ZM77 216V217H78ZM82 216V217H84ZM92 216V215H90ZM95 216V215H94ZM51 217V218H52ZM63 217V216H62ZM73 217V216H72ZM81 217V218H82ZM88 217V216H87ZM86 217V218H87ZM202 217V218H203ZM213 217V216H212ZM211 217V218H212ZM84 218V219H86ZM63 219V218H62ZM51 220V219H49ZM53 220V219H52ZM56 220V219H55ZM54 220V222H56ZM211 220V219H210ZM51 222V221H50ZM81 222V221H80ZM85 222V221H84ZM61 224V222H60ZM59 224V225H60ZM81 224V223H80ZM66 225V224H64ZM63 225V226H64ZM85 226V225H84ZM66 227V226H65ZM70 228V227H68ZM81 228V227H80ZM71 229V228H70ZM232 229V228H231ZM241 229L245 230V233L243 232V230L241 231ZM68 230V229H66ZM81 230V229H80ZM209 230V227H208ZM211 230V228H210ZM237 230H240L238 232H236ZM118 233V235L114 234V232ZM231 231V232H232ZM69 232V231H67ZM78 232V231H77ZM74 233V231L72 232ZM211 233V232H210ZM71 234V233H70ZM80 234V231H79ZM78 237V236H77ZM34 238L35 239V243L34 244H30L29 242L27 243L26 241ZM64 238V239H63ZM72 239V238H70ZM209 240V239H208ZM74 241V240H71ZM105 244L100 245L101 242H104ZM68 242V241H67ZM70 242V241H69ZM75 242V243H76ZM208 242V241H207ZM74 243V242H73ZM210 243V242H209ZM207 243V244H209ZM103 244V243H102ZM64 245V244H63ZM61 246V243H60ZM189 246L191 247V249H193V252H196V255L194 256V259L192 262H187L184 259V253L186 252V247L189 248ZM83 247V246H82ZM54 248V247H53ZM59 248V247H57ZM62 248V247H61ZM104 248V249H103ZM212 248V247H211ZM84 249V248H83ZM82 249V250H83ZM87 249V248H85ZM76 250V249H75ZM188 250V249H187ZM190 250V249H189ZM63 251V250H62ZM67 251V250H66ZM77 251V250H76ZM85 251V250H84ZM56 252V251H55ZM61 252V250H60ZM200 252V254H199ZM191 253V252H189ZM44 254V253H43ZM50 254V253H49ZM54 254V253H53ZM74 254V253H73ZM86 254V253H85ZM186 254V253H185ZM55 255V254H54ZM67 255V254H66ZM90 255V254H89ZM187 255V254H186ZM190 255V254H189ZM69 256V254H68ZM103 256V255H102ZM192 256V255H191ZM57 257V256H56ZM106 257V256H105ZM47 258V257H46ZM55 258V256H54ZM190 258V257H189ZM53 259V258H52ZM61 259V258H60ZM59 259V260H60ZM101 259V258H100ZM69 260V259H67ZM107 260V259H106ZM89 261V260H88ZM91 261V260H90ZM191 261V260H190ZM61 262V261H60ZM65 262V261H64ZM95 262V261H94ZM49 262H47L48 264ZM70 263V262H69ZM68 263V264H69ZM100 263V262H99ZM50 264V263H49ZM59 264V263H58ZM66 264V263H65ZM108 264V263H107Z\"/></svg>",
    "mask_w": 264,
    "mask_h": 264
}]
</instances>
